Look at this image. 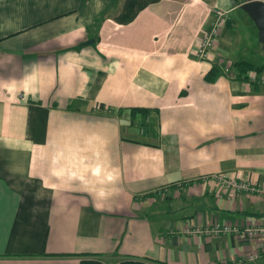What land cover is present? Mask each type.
<instances>
[{"label":"crops","instance_id":"obj_1","mask_svg":"<svg viewBox=\"0 0 264 264\" xmlns=\"http://www.w3.org/2000/svg\"><path fill=\"white\" fill-rule=\"evenodd\" d=\"M122 3L0 0V264H211L264 251L263 238L182 230L264 222V198L216 199L201 179L264 187V82L233 68L205 81L230 41L224 30L207 58L192 54L208 2L155 0L126 24L114 19ZM254 54L242 60L262 64ZM240 263L264 264V252Z\"/></svg>","mask_w":264,"mask_h":264},{"label":"built area","instance_id":"obj_2","mask_svg":"<svg viewBox=\"0 0 264 264\" xmlns=\"http://www.w3.org/2000/svg\"><path fill=\"white\" fill-rule=\"evenodd\" d=\"M225 12L221 9H215L214 16L215 21L209 25V27L201 33L200 38L197 39L195 48L193 49L192 54L197 59H202L206 57L207 49L211 46L212 39L217 35L215 31L219 30L224 17ZM217 65L221 66V71L225 74H230L228 71L229 65L225 62V60L217 61ZM248 80L253 81L255 79V74L253 72L248 73ZM260 82H264L263 79ZM202 180H210L216 184L215 190V198L220 199L222 196H225L226 200L233 199L238 193H245L250 196H255L258 198H264V187L261 185H257L249 179L244 178H235L232 176H225L222 173H216L212 176H205L201 178ZM185 233L195 234L202 233L206 236H215L218 234H227L232 232L235 236H242L247 240H253L256 238L264 239V222H259L252 225H247L243 227H238L234 224H229L227 222L217 223L213 222L208 226H200V225H186L182 229ZM264 251L260 250V248H255L254 251L246 253L244 255L239 256L237 259L231 260H219L218 262H213L211 264H227L231 262L234 264L235 262L240 263L245 260H253L260 256V253Z\"/></svg>","mask_w":264,"mask_h":264},{"label":"rangeland","instance_id":"obj_3","mask_svg":"<svg viewBox=\"0 0 264 264\" xmlns=\"http://www.w3.org/2000/svg\"><path fill=\"white\" fill-rule=\"evenodd\" d=\"M208 2L207 9H208V19H209V25L212 24L215 21L214 11L215 9H221L219 4L228 1L234 4L235 9L230 10L228 13L226 12L224 14L223 19L226 18L229 19V25L228 27H225L224 20L219 28V30L215 31L217 35L221 34L226 30L225 34H228L230 37V41L226 44L229 47V55L227 56V60L225 61L229 67L231 66V59H237V60H250L254 55L260 56L262 60H260V63L264 62V47L261 45V43L258 41L257 38V30L253 24V22L249 19V17L240 9L236 8L237 3L239 1L243 0H222L218 1L216 0H202ZM264 1V0H263ZM221 2V3H218ZM212 3V4H211ZM213 3H215L213 5ZM222 10V9H221ZM225 12V11H223ZM201 35V34H200ZM213 37L211 46L207 49L206 57H208L210 50H212L216 43V38ZM227 38V37H226ZM196 58V57H195ZM233 67L228 68V71L232 70ZM262 78L256 77L253 81H260ZM241 264V263H240Z\"/></svg>","mask_w":264,"mask_h":264},{"label":"trees","instance_id":"obj_4","mask_svg":"<svg viewBox=\"0 0 264 264\" xmlns=\"http://www.w3.org/2000/svg\"><path fill=\"white\" fill-rule=\"evenodd\" d=\"M155 0H123V3L121 5L120 11L117 13V15L114 17L115 21L121 24L129 23L135 15L143 9L148 4L154 2ZM241 1H239L236 5V8H239V4ZM225 27L229 25V19L226 18L224 20ZM233 69L236 70L237 75L235 77L241 79V80H248L247 75L250 72L260 73L264 70V63L262 64H253L249 63L247 61L243 60H235L232 62ZM221 71V66L219 65H213L210 70L204 75V79L207 82H212ZM233 78V77H232Z\"/></svg>","mask_w":264,"mask_h":264},{"label":"water","instance_id":"obj_5","mask_svg":"<svg viewBox=\"0 0 264 264\" xmlns=\"http://www.w3.org/2000/svg\"><path fill=\"white\" fill-rule=\"evenodd\" d=\"M239 8L249 17L257 30V38L264 47V1L243 0Z\"/></svg>","mask_w":264,"mask_h":264}]
</instances>
